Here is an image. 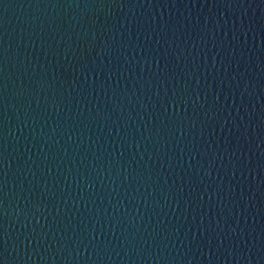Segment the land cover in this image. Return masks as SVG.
I'll return each instance as SVG.
<instances>
[{
  "label": "water",
  "instance_id": "1",
  "mask_svg": "<svg viewBox=\"0 0 264 264\" xmlns=\"http://www.w3.org/2000/svg\"><path fill=\"white\" fill-rule=\"evenodd\" d=\"M0 264H264V0H0Z\"/></svg>",
  "mask_w": 264,
  "mask_h": 264
}]
</instances>
